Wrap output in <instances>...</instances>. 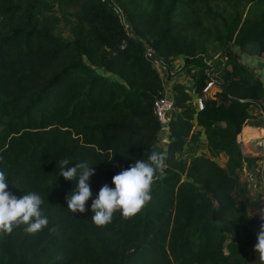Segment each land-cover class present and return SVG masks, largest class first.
I'll return each instance as SVG.
<instances>
[{"label": "trees", "instance_id": "obj_1", "mask_svg": "<svg viewBox=\"0 0 264 264\" xmlns=\"http://www.w3.org/2000/svg\"><path fill=\"white\" fill-rule=\"evenodd\" d=\"M143 41L169 71L181 57L187 82L172 84L151 201L97 227L99 189L161 151L153 102L164 85ZM263 50L264 0H0V170L8 191L43 197L49 221L36 234L0 236V264H248L263 192L248 197L260 158L237 137L256 118L251 108L264 110V85L239 52ZM65 158V170L80 161L95 170L84 213L67 210L75 182L60 175Z\"/></svg>", "mask_w": 264, "mask_h": 264}, {"label": "clouds", "instance_id": "obj_2", "mask_svg": "<svg viewBox=\"0 0 264 264\" xmlns=\"http://www.w3.org/2000/svg\"><path fill=\"white\" fill-rule=\"evenodd\" d=\"M166 154L155 148L148 150L147 159L136 160L128 168L112 177L114 188L105 183L92 199L91 220L97 227H106L112 222L114 213L120 212L125 220L134 217L151 201V187L157 173L163 174ZM70 158L59 161L60 175L75 182V187L66 196L67 210L75 214L84 213L86 202L92 197L89 181L94 169L87 161L76 162L65 170ZM7 173L0 170V236L11 234L20 228L25 234H36L48 226V218L42 210L43 197L34 191L17 196L8 191ZM258 264H264V224L257 233L253 246Z\"/></svg>", "mask_w": 264, "mask_h": 264}, {"label": "built area", "instance_id": "obj_3", "mask_svg": "<svg viewBox=\"0 0 264 264\" xmlns=\"http://www.w3.org/2000/svg\"><path fill=\"white\" fill-rule=\"evenodd\" d=\"M229 48L232 50H236V47L233 44H230ZM143 51L144 56L153 63L155 68L163 64L161 58L155 54L151 46L145 41H143ZM252 57L254 58V60L248 66L262 80L264 85V50L259 52L258 54L252 55ZM207 63H210V61H208ZM180 80H182L183 82H187L186 77L181 78ZM213 88V82H207L206 86L202 90V93L194 98V105L197 109L203 108L204 100ZM153 104L154 112L161 126L159 142L160 144H163L166 141L168 120L170 115L175 110V106L172 96H169L167 94H163L162 96L155 98ZM257 113V116L259 117L261 123L260 126L257 128H253L248 136L240 138L237 137V141L242 149V152L245 155L258 156L260 158V160H258L257 162L258 176H249L245 179L247 182L249 194H254V191L256 193V191L260 189L263 192L262 197H264V110L259 109L257 110ZM250 145H252V147H250Z\"/></svg>", "mask_w": 264, "mask_h": 264}, {"label": "crops", "instance_id": "obj_4", "mask_svg": "<svg viewBox=\"0 0 264 264\" xmlns=\"http://www.w3.org/2000/svg\"><path fill=\"white\" fill-rule=\"evenodd\" d=\"M240 56H241V62L245 63L246 65H249L253 62L254 58L252 57V55H244L242 52H239ZM162 81H163V85H164V92L165 94L169 95V96H172V84L175 80H180L181 78H178L180 75L181 77L184 76V74L180 73V74H177L175 76H170L168 71H167V68L161 64L160 65V68L159 67H156ZM264 101V100H263ZM253 111L257 112V109L255 107H252L251 110H250V113L252 115L253 114ZM259 118V117H258ZM252 119H255V118H252ZM246 125V124H245ZM252 129L248 127V130H246L245 128H243L242 132L239 134V138L240 137H245V136H248L250 134V131ZM204 140V139H202ZM162 147H164V149H166V141L165 143L161 144ZM252 147V145H250ZM165 153V152H164ZM264 197H262V206L258 209H255L253 211V216L256 218L257 220V227L252 230L249 234V243H248V251H249V256L251 258L250 262L248 264H258V261L256 260V254L253 250V246L254 244L256 243V237H257V233L259 231H261V224H264Z\"/></svg>", "mask_w": 264, "mask_h": 264}, {"label": "rangeland", "instance_id": "obj_5", "mask_svg": "<svg viewBox=\"0 0 264 264\" xmlns=\"http://www.w3.org/2000/svg\"><path fill=\"white\" fill-rule=\"evenodd\" d=\"M246 53L247 52H245L243 54L244 55H248V53L247 54ZM158 67L160 68V66H158ZM181 68H182V58L181 57H178V58H176L174 60L173 65L171 67V70L170 71L167 70V71H168V73H169L170 76H175L177 74L182 73V74H184V76L181 77V75H180L178 78H184L185 77V73H184V71ZM99 71L100 72H103L102 70H99ZM213 91H214V89L211 90V94L213 93ZM253 114L256 115V118L255 119H251L249 122H247V124L243 127L246 130H248V127L251 128V129L257 128L261 124L260 123V119L257 116L258 113L256 111L255 112L253 111ZM160 150L163 151V152H165V149H164V147L161 146V144H160ZM199 151L200 152H204L205 151V142L202 139H201V142H200ZM216 160H217L218 163H220L221 165H223L224 162H225V160H226V156L224 154H221L220 156H218L216 158ZM258 190H260V189H258ZM258 190L256 192H258ZM248 197L250 198V200L253 199V198H255L256 197L255 191H254V194H249L248 193Z\"/></svg>", "mask_w": 264, "mask_h": 264}, {"label": "water", "instance_id": "obj_6", "mask_svg": "<svg viewBox=\"0 0 264 264\" xmlns=\"http://www.w3.org/2000/svg\"><path fill=\"white\" fill-rule=\"evenodd\" d=\"M213 217H214V213H213Z\"/></svg>", "mask_w": 264, "mask_h": 264}]
</instances>
